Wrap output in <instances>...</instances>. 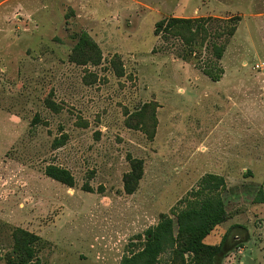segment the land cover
I'll return each mask as SVG.
<instances>
[{
  "label": "rangeland",
  "instance_id": "rangeland-1",
  "mask_svg": "<svg viewBox=\"0 0 264 264\" xmlns=\"http://www.w3.org/2000/svg\"><path fill=\"white\" fill-rule=\"evenodd\" d=\"M169 18L240 20L220 81L201 69L210 44L189 56L155 34ZM82 33L98 64L75 62ZM208 174L236 216L204 240L226 237L216 264H264V0H0V264H120L137 235L202 199ZM184 257L158 264H200Z\"/></svg>",
  "mask_w": 264,
  "mask_h": 264
},
{
  "label": "trees",
  "instance_id": "trees-1",
  "mask_svg": "<svg viewBox=\"0 0 264 264\" xmlns=\"http://www.w3.org/2000/svg\"><path fill=\"white\" fill-rule=\"evenodd\" d=\"M239 21L238 18L222 21L212 18H169L156 25L155 34L180 40L186 46L189 56L195 53L198 46L205 47L210 44L216 61L213 64H206L201 69L212 81L218 82L224 74L218 61L222 60L228 40L235 35ZM216 22L224 23L223 30H219L222 34L218 35L217 41L210 42ZM217 32L215 30L214 35H217ZM224 33L226 35H223ZM225 36L228 37L226 40ZM74 56L78 64H98L101 60V51L87 33H82ZM46 175L68 187H73L75 184L73 175L63 168L49 166L46 169ZM142 177L143 162L135 160L132 171L124 177L127 194H133L137 190ZM225 190L226 183L222 177L214 175L204 177L197 191L198 195H203L202 199L189 204L185 209L173 211L174 217L163 215L156 226L137 235V240L143 241L140 243L141 248L124 256L120 264H158L163 254L172 251L175 253L179 248L182 250L184 259L185 254L188 253L194 255L200 264H203L206 258L207 264H216L215 258L220 253L226 237L220 245L216 246L207 245L204 240L230 217L223 199ZM254 203L264 204V185L256 193Z\"/></svg>",
  "mask_w": 264,
  "mask_h": 264
},
{
  "label": "crops",
  "instance_id": "crops-1",
  "mask_svg": "<svg viewBox=\"0 0 264 264\" xmlns=\"http://www.w3.org/2000/svg\"><path fill=\"white\" fill-rule=\"evenodd\" d=\"M208 175H214V176H218V177H222L224 180H225V178L223 177V176H221V175H219V174H208ZM225 183H226V180H225ZM227 188V187H226ZM228 189V188H227ZM226 191V190H225ZM224 191V192H225ZM258 192V191H257ZM223 198H224V196H223ZM226 205V204H225ZM226 209H227V207H226ZM228 211V210H227ZM228 213L230 214V217H229V219L227 220V221H229V220H231V219H233L234 217H236V216H234L233 214H231L229 211H228ZM226 221V222H227ZM226 222H224V223H226ZM223 223V224H224ZM222 225V224H221ZM221 225H219L218 227H220Z\"/></svg>",
  "mask_w": 264,
  "mask_h": 264
},
{
  "label": "built area",
  "instance_id": "built-area-1",
  "mask_svg": "<svg viewBox=\"0 0 264 264\" xmlns=\"http://www.w3.org/2000/svg\"><path fill=\"white\" fill-rule=\"evenodd\" d=\"M258 68H261L260 65H257Z\"/></svg>",
  "mask_w": 264,
  "mask_h": 264
}]
</instances>
